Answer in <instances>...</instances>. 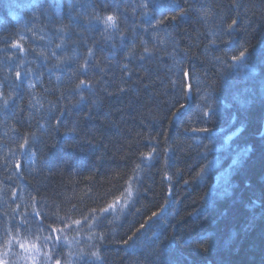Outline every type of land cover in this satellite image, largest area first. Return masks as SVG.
<instances>
[{
	"label": "trees",
	"instance_id": "trees-1",
	"mask_svg": "<svg viewBox=\"0 0 264 264\" xmlns=\"http://www.w3.org/2000/svg\"><path fill=\"white\" fill-rule=\"evenodd\" d=\"M45 4L54 12L42 9L38 18ZM0 5L8 23L0 25V89L17 96L13 112L0 95V136L8 139L0 147L4 222L29 216V228L49 232L42 243L56 245V226L92 225L89 233L74 231L82 241L74 264H264V0ZM110 13L119 16L115 28L96 19ZM14 40L23 54L10 47ZM80 79L87 86L77 88ZM222 130L237 132L225 146ZM243 147L249 157L235 160ZM213 157L236 192L219 189L210 206L211 189L205 193L198 180ZM213 169L205 183L215 190ZM118 201H126L121 211L108 207ZM100 209L107 215L96 227ZM134 246L139 251L125 258Z\"/></svg>",
	"mask_w": 264,
	"mask_h": 264
},
{
	"label": "rangeland",
	"instance_id": "rangeland-1",
	"mask_svg": "<svg viewBox=\"0 0 264 264\" xmlns=\"http://www.w3.org/2000/svg\"><path fill=\"white\" fill-rule=\"evenodd\" d=\"M38 9L36 11V13L39 15L38 18L40 17V13L42 12V9L45 11V14H47V10H49V13L53 14V9L50 7V4H45L44 7L42 8H36ZM7 7L5 8V12L6 14L7 12ZM29 11V10H28ZM29 13H31L29 11ZM28 14V13H27ZM32 15V13L30 14ZM47 21V20H46ZM17 22V21H15ZM8 23H6L5 19L0 16V25H6L7 26ZM72 26V25H71ZM70 41V38H69ZM264 45V44H263ZM65 45L64 48L65 49ZM56 51L61 53L60 47L56 48ZM39 50V49H38ZM45 53L47 54L48 50H44ZM226 171V170H225ZM7 181H9L13 187H7L6 189H4V192H6L7 194V198L12 197L11 195L14 194V185H15V181L12 180V178L10 179L7 178ZM11 194V195H8ZM6 198L4 197H0V204L5 205L6 202H4ZM125 199H128V196H125ZM125 202L122 203V201H118L116 204H114L112 207L115 208H119L118 211H121L122 208L125 206ZM2 205V206H3ZM112 207H110L112 209ZM1 208V207H0ZM109 210V208H108ZM107 210V211H108ZM107 214H105L101 217L100 220H97L98 223H100L101 221H103V219L106 217ZM31 222V219L29 216H22V217H11L8 221H5L1 219L0 217V255H3L4 252H7L8 255L4 256L5 259H7L9 261V264H34V259L37 262H40V264H54V260H60L61 264H64L65 262H67V264H74L75 262V258L73 257V255L69 252L71 249V242L75 243L77 242V244H80L81 238H77V240L75 241L76 237H73L69 239V241L67 242L65 240V238H63L61 236V231L57 228L58 231L53 232V229L51 230L52 235L56 238V242H57V246L56 245H50L46 242L42 243L41 240V234L46 233L49 234V232L43 230L42 228H39L38 230H35L33 228H29L28 223ZM7 223H10V225ZM60 222H58L59 224ZM47 225V223L45 224ZM61 226V224H59ZM55 227V226H53ZM52 227V228H53ZM75 230H84V233H89L90 230H92V225L91 226H86V225H77L75 228ZM48 231H50V228H47ZM18 233H26L25 235L22 234H18ZM36 233V234H35ZM75 233V232H74ZM69 238V237H68ZM41 240V241H40ZM7 245V248H5L3 245L6 242H9ZM23 243L25 244V249H21L19 247V244ZM87 244H90V240L88 242H86ZM36 245V249L33 250L31 248V245ZM84 248V247H82ZM137 247L134 246L131 249H129V251H125V255H131V257L134 255L135 252H138L134 249H136ZM133 250V251H132ZM143 251V250H142ZM45 253L48 254L49 257H51L50 259H46L45 258ZM72 255V257L70 256Z\"/></svg>",
	"mask_w": 264,
	"mask_h": 264
},
{
	"label": "bare ground",
	"instance_id": "bare-ground-1",
	"mask_svg": "<svg viewBox=\"0 0 264 264\" xmlns=\"http://www.w3.org/2000/svg\"><path fill=\"white\" fill-rule=\"evenodd\" d=\"M1 9H2V6L0 5V14H3V11L1 12ZM32 12V11H31ZM34 23V22H33ZM35 29H38L37 27L35 28ZM34 31V34H37V30H33ZM22 36H26L27 37V42L29 43V44H31V45H33V44H35V43H37V40L36 39H34V38H32V36L31 35H28L27 33H22L21 34ZM0 67H1V70H4V66L3 65H0ZM5 71V70H4ZM7 73V72H6ZM52 79V78H51ZM3 85V84H2ZM5 86V85H4ZM3 87V86H2ZM7 87V86H6ZM2 91V92H1ZM7 90H5V88H1L0 89V93H2V96L4 97L2 100L4 101L5 99H8V104H7V106L9 107V108H11L12 110H13V112H14V110L16 109L15 108V106H13V105H15L16 104V101H15V98L17 97V96H12V97H10V94H8V93H5ZM72 93H74V92H72ZM75 94V93H74ZM49 96H52L53 97V92H49ZM64 96V95H63ZM20 97L18 96V98L17 99H19ZM6 106V107H7ZM5 107V106H4ZM213 114H215V111H214V113ZM57 115V116H56ZM51 116L52 117H54V118H57V119H59L60 120V122H62L61 123V126L62 125H65V124H63V121H64V114L62 113V114H57V110H55V109H53L52 111H51ZM176 116V115H175ZM174 116V117H175ZM0 126H2V124L0 123ZM71 127V126H70ZM62 129H64V128H62ZM65 131H67L68 129H64ZM240 133V132H239ZM238 133V134H239ZM264 134V112H263V114H262V117H261V125H260V133L258 134V137L260 136V135H263ZM235 135H237V132L236 133H224V131L222 130V131H220V132H218V134H217V136L219 137V138H221V141H222V145L223 146H225V143H229L230 141H232L233 140V138H234V136ZM8 143V139L7 138H5V137H2V136H0V147H1V144L2 145H5V144H7ZM6 147V146H5ZM10 148V147H9ZM1 149V148H0ZM224 150V149H223ZM251 153V149L250 148H247V147H243V149H242V152L238 155V156H236L235 157V160H237V159H243V158H248L249 157V154ZM0 157H1V155H0ZM219 159V157H213V159H211V160H208L207 162H208V164L205 166L207 169L205 170V174H203V180H201V179H199L198 180V183L205 189V193H207L208 192V188L209 189H211V193L209 192V194H208V196L206 197V199H207V201H205V203H209V201H210V206L212 205V200H213V197H216V198H221V196H216L215 195V193H217L218 191H219V189H221V188H224L226 191L227 190H233V189H235V186L233 185V184H228L227 182L228 181H231L230 180V178L229 177H225V174H222L223 173V171L225 170V168L222 166V164L220 163V162H218L217 163V160ZM222 159L224 160V158H223V155H222ZM194 161H196V162H204L205 163V161H204V159L203 158H201L200 156L198 157H195L194 158ZM219 161H220V159H219ZM30 163H29V165L31 166L32 164V162L31 161H29ZM218 164V165H217ZM213 165V167H216V169H213V175L211 174V180H212V182H215L216 181V183H215V186L214 187H216L215 188V190L211 187V185H209V184H206L205 182H208L209 181V178H210V176H209V174H210V171H209V169H210V166H212ZM23 167H24V170H25V173H28L29 171H28V167H27V163H24V165H22ZM23 175H25L24 173H23ZM36 176V178L38 179V175L37 174H35ZM199 173L198 174H195V176H196V178H199ZM46 182V181H45ZM207 186H209V187H207ZM42 187H43V185H42ZM42 190H43V188H42ZM44 191V190H43ZM235 192H236V189H235ZM25 194V193H24ZM213 196V197H212ZM254 201H252V203H253ZM254 204H256V203H254ZM96 205V204H95ZM93 206H94V204H93ZM94 207H96V206H94ZM89 213H91L94 209L92 208V206H90V208H89ZM162 210V209H161ZM104 212L105 211H101V213H100V216L102 217L103 215H104ZM194 212V217L195 218H198L199 217V212L198 211H193ZM161 215H160V213L157 215V216H155V217H153L152 219H150L149 221H148V225L149 226H151L152 225V223H153V221L155 220V218H158V217H160ZM75 225H77V223H75ZM94 225L97 227V225H98V222H94ZM56 228H58L60 231H61V236L63 237V238H65V240L68 242L69 241V238L68 237H71V238H73V236H74V231H75V229H74V227H72V226H69V228L67 227H65L64 225H62V227H57L56 226ZM94 228V227H93ZM92 228V229H93ZM96 229V228H95ZM88 237V236H87ZM86 242H87V239H86ZM50 245H56V243H55V241H52V242H49V246ZM57 246V245H56ZM128 249V248H127ZM117 249H115V252L114 253H117ZM72 255H73V257L76 259L77 257H78V251L76 250V247H75V245H74V243L73 242H71V249H70V251H69ZM137 252H135L134 253V256H135V254H136ZM72 255H70L71 257H72ZM72 257V258H73ZM88 257V256H87ZM117 258H118V254H117ZM125 258H128V259H130L131 260V257L127 254L126 255V257ZM89 261H91V259L89 258L88 259ZM115 262V264H117V261L115 260L114 261ZM64 264H67V262H65ZM136 264V263H135Z\"/></svg>",
	"mask_w": 264,
	"mask_h": 264
},
{
	"label": "snow or ice",
	"instance_id": "snow-or-ice-1",
	"mask_svg": "<svg viewBox=\"0 0 264 264\" xmlns=\"http://www.w3.org/2000/svg\"><path fill=\"white\" fill-rule=\"evenodd\" d=\"M179 14H183V12L181 11V13H178V15ZM96 19L98 21H100V23L105 28H115V27L118 26L119 16L117 14L110 13V14H107V15L103 16L102 18L101 17H96ZM171 19L175 20L176 19V16L175 15L172 16ZM235 23H236V21L235 20H232L231 23L228 24V28L231 29ZM10 47L19 49V51H20L21 54H23L24 51H25V49L23 47H21L20 44L17 41H15V40L11 43ZM57 47H59V45H57ZM88 51H89V55H91L92 50L89 49ZM146 51H147V49H146ZM239 55H240V57H243L245 55V52L242 51V52H240ZM233 59H239V57H233ZM80 68H81V70H86L85 65H81ZM14 75H15V79L17 81L21 80L22 73L20 71H16L14 73ZM87 84H88V82H87L86 79H80L79 82H78V84L76 85V87L77 88H80L81 86H87ZM0 95H2V93H0ZM7 104H8V99H5L4 100V105L6 106ZM20 147H23V144H21ZM108 207L110 208V207H112V205H108ZM100 211L103 212V211H106V209H100ZM157 215H158L157 212H153L151 214V216L149 217V219H152L153 217H155ZM75 223H79V221H75ZM143 227H144V225L142 224L141 225V228H143ZM56 231H58V230L57 229H53V232H56ZM8 243H10V241L9 242H6L3 246L5 248H7ZM19 247L23 250V249H25V244L20 243L19 244ZM31 248L33 250H35L36 249V245H34V244L31 245ZM7 255H8L7 252H4L3 255H0V264H9V261L4 258V256H7ZM44 255H45V258L46 259H50L51 258V257L48 256L47 253H45ZM92 256L98 258L97 253H95V252L92 253ZM34 264H40V262H37L34 259ZM54 264H61V262H60V260H54Z\"/></svg>",
	"mask_w": 264,
	"mask_h": 264
}]
</instances>
